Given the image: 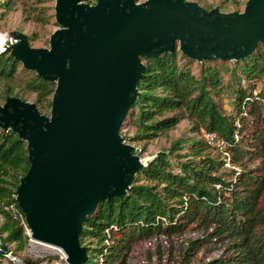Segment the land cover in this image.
I'll use <instances>...</instances> for the list:
<instances>
[{
    "label": "trees",
    "instance_id": "trees-1",
    "mask_svg": "<svg viewBox=\"0 0 264 264\" xmlns=\"http://www.w3.org/2000/svg\"><path fill=\"white\" fill-rule=\"evenodd\" d=\"M15 1H0V9L12 11ZM224 5L220 9L225 13L242 12ZM45 9L26 20L50 24L54 16H47ZM144 62L140 96L125 125L134 135L121 131L124 141L144 143L143 158L149 143L175 131L183 121L191 124L194 136L161 150L137 173L126 196L100 203L83 227L80 242L89 257L85 264H101V259L103 264H127L138 243L191 229L211 232L206 238L189 240L181 264H192L191 257L210 243L222 245L223 255L197 264H264V95L255 90V81L264 74V45L239 62L198 63L179 50ZM56 87V82L45 81L9 53L0 55V105L10 97L25 101V96L36 95L35 104L50 116ZM224 94L232 97L231 112L223 108ZM204 133L228 142L233 168L226 167L206 144ZM30 167L27 141L0 128V235L4 237L0 264L9 246L15 244L22 252L30 242L16 200ZM13 204L16 211L5 209Z\"/></svg>",
    "mask_w": 264,
    "mask_h": 264
},
{
    "label": "water",
    "instance_id": "water-1",
    "mask_svg": "<svg viewBox=\"0 0 264 264\" xmlns=\"http://www.w3.org/2000/svg\"><path fill=\"white\" fill-rule=\"evenodd\" d=\"M86 2L56 0L60 28L49 48L8 32L19 45L0 51L57 83L50 116L10 97L0 105V128L28 143L31 167L16 200L29 235L62 250L67 264L88 262L80 242L85 222L101 202L126 196L145 167L121 135L140 96L144 59L179 50L198 63L239 62L264 45V0L232 13L190 0Z\"/></svg>",
    "mask_w": 264,
    "mask_h": 264
},
{
    "label": "rangeland",
    "instance_id": "rangeland-1",
    "mask_svg": "<svg viewBox=\"0 0 264 264\" xmlns=\"http://www.w3.org/2000/svg\"><path fill=\"white\" fill-rule=\"evenodd\" d=\"M5 1V0H0ZM144 1V0H143ZM198 2L203 8L208 6H215L220 8L221 4H225L230 11H235L239 7V11H243L248 0H190ZM94 2V3H93ZM97 0H90L86 3L95 4ZM142 2V1H141ZM55 4L56 0H16L15 7L12 11L4 13L0 9V33L7 34L8 32H20L33 38L31 46L33 48H49L51 35L60 28L55 18ZM46 8L47 16L51 17L50 24L40 25L33 20L27 21L28 17L33 18L37 14V10ZM221 10V9H220ZM225 12L224 10H221ZM195 72L199 67H194ZM225 79H228L226 73L223 74ZM255 90L257 93L264 95V74L255 81ZM25 101L35 103L36 95L25 96ZM223 108L226 112L232 110V97L230 94H224L221 100ZM128 124V119L126 124ZM129 134L130 137L134 135V130L123 128L122 135ZM194 136L191 132V124L188 121H183L181 125L167 136L161 137L152 141L147 145V152L143 156L144 159H153L161 150L170 147L171 143L180 138H190ZM200 137V136H199ZM137 149L141 150L144 143H130ZM18 217L23 219L21 214ZM25 218V217H24ZM26 223L23 222V224ZM25 231L29 236V228L24 225ZM211 231L204 229L189 230L183 235L169 237H157L147 241H143L135 245L133 251L128 259L127 264H181L189 240H197L206 238ZM10 251L14 252L19 257L21 264H27L28 261L32 264H67V256L59 249L43 245L33 241L30 237L29 245L22 252L17 251L16 245L9 246ZM224 253V248L219 243H210L202 248L197 255L191 257L192 264L198 262H210L211 260L221 257ZM91 258V256H90ZM2 264H11L1 260ZM103 264L102 259L100 260Z\"/></svg>",
    "mask_w": 264,
    "mask_h": 264
},
{
    "label": "built area",
    "instance_id": "built-area-1",
    "mask_svg": "<svg viewBox=\"0 0 264 264\" xmlns=\"http://www.w3.org/2000/svg\"><path fill=\"white\" fill-rule=\"evenodd\" d=\"M203 138H204L206 144L210 148H212L213 150H215L221 156V158L225 161V163H226L225 166L228 167V168H233L232 165H231V153L229 151V144H228V142L225 139L219 138L216 134H213V133H204L203 134ZM236 139L239 140V136L238 135H236ZM151 160H152V158L149 159V160H146L145 159V167L148 166V162L151 161ZM235 169L237 171H240L238 168H235ZM5 209L6 210L16 211V206L13 204V205H10L9 207H6ZM1 221H2V216L0 215V222ZM29 237H30V235H29ZM43 245H45V244H43ZM47 246H49V245H47ZM1 252H4V237L0 235V253ZM3 259L7 263H11V264H21V261H20L19 257L16 256L15 253L12 252V251L6 253L4 255V258Z\"/></svg>",
    "mask_w": 264,
    "mask_h": 264
},
{
    "label": "bare ground",
    "instance_id": "bare-ground-1",
    "mask_svg": "<svg viewBox=\"0 0 264 264\" xmlns=\"http://www.w3.org/2000/svg\"><path fill=\"white\" fill-rule=\"evenodd\" d=\"M15 37V35H13V34H9V35H7V34H2V33H0V51H2L3 49H5V48H7V47H11L12 46V44L14 45H19V41H16V40H14L13 38ZM16 38V37H15ZM9 42H12L11 44L9 43ZM10 44V45H9ZM8 45V46H7ZM21 56L23 57V58H27V56H28V53L26 52V51H24L22 54H21Z\"/></svg>",
    "mask_w": 264,
    "mask_h": 264
}]
</instances>
